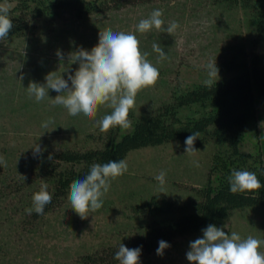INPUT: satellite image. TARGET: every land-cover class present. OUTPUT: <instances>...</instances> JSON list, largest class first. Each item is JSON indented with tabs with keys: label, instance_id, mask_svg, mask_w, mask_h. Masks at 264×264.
Here are the masks:
<instances>
[{
	"label": "rangeland",
	"instance_id": "1",
	"mask_svg": "<svg viewBox=\"0 0 264 264\" xmlns=\"http://www.w3.org/2000/svg\"><path fill=\"white\" fill-rule=\"evenodd\" d=\"M23 1L8 0L14 5L9 16L12 20L20 16L25 27L18 35L0 41V157L6 161L0 165V264H89L83 258L126 244L143 233L147 220L137 206L145 200L152 196L177 201L196 199L197 191L207 183L219 146L208 140L195 147L194 156L185 154V143L181 141L129 151L123 159L127 172L111 181L102 197L103 206L87 219L71 209L69 193L64 197L53 195L45 174L60 163L44 154L52 156L67 148H102L108 132L120 131V137L132 129L136 120L171 102L176 91L202 83L206 78L204 65L209 61L216 60L218 69L232 60L249 65L251 56L260 54L264 67V37L257 38L239 6L230 7L224 0H155L80 19L68 13L55 19L33 18L29 9L28 13L25 8L18 9ZM154 9L163 12V28L178 22L172 35L155 28L143 34L136 31L139 21L148 18ZM104 29L134 33L141 53H147L146 59L158 68L159 78L154 86L138 92L128 116L131 127L101 133L97 122L112 109L102 105L93 118L82 113L71 116L62 106L52 105V98L59 93L49 89V97L37 103L26 88L30 82L44 84L50 72L65 79L69 73L74 74L79 65H69V53L81 47L91 50ZM154 43L166 53L163 61L158 62ZM57 50L62 52L63 61L56 55ZM235 73L226 67L219 69L218 80ZM180 112L184 115L191 110ZM256 114L255 121L244 128L240 150L263 160L262 100L256 104ZM44 121H50L48 130L42 127ZM34 144L42 149L38 155L33 154ZM193 161H198L199 167ZM162 170L166 172L163 186L154 179ZM42 183L48 185L52 201L43 215H29L25 210L32 207V196ZM215 226L228 235L236 232L242 239L252 236L264 241V206L235 210ZM202 237V231L174 237L162 256L156 250L142 254L140 264H191L186 257L190 242ZM258 251L264 254V244Z\"/></svg>",
	"mask_w": 264,
	"mask_h": 264
},
{
	"label": "trees",
	"instance_id": "2",
	"mask_svg": "<svg viewBox=\"0 0 264 264\" xmlns=\"http://www.w3.org/2000/svg\"><path fill=\"white\" fill-rule=\"evenodd\" d=\"M155 0H26L18 9H29L33 18L55 19L65 13L77 19L92 14L117 10L130 4L148 3ZM230 7L239 6L248 16L247 23L254 28L258 39L264 37V0H224ZM12 20L9 36L18 35L25 27L19 16ZM237 71L232 77L218 80L209 89L203 83L176 91L172 101L133 123L127 133L110 131L104 136V146L99 149L79 151L63 149L52 154L59 165L49 169L47 177L53 186L55 197H64L74 179L84 178L94 163L104 164L124 159L133 149L181 141L199 132L194 147L212 140L218 145L210 168V176L196 199L177 201L150 197L137 208L147 220L142 234L124 244L128 248L141 247V255L159 247V241L170 242L174 237L201 232L208 225H217L228 219L235 210L264 206V159L259 155L241 152L244 128L256 119V104L264 102L263 56L254 54L250 64L232 60L221 65ZM191 110L181 115V110ZM119 137V138H118ZM50 157V155L44 154ZM45 158V157H44ZM46 159V158H45ZM50 162L46 164L48 166ZM50 168V165H49ZM233 170L254 172L261 182V189L244 194L229 191L228 177ZM119 246L106 248L100 254L83 258L89 264H116L114 258Z\"/></svg>",
	"mask_w": 264,
	"mask_h": 264
},
{
	"label": "clouds",
	"instance_id": "3",
	"mask_svg": "<svg viewBox=\"0 0 264 264\" xmlns=\"http://www.w3.org/2000/svg\"><path fill=\"white\" fill-rule=\"evenodd\" d=\"M13 7L14 5L8 0L0 3V41L2 42L8 38L13 28L9 16ZM162 16V10L154 9L148 18L139 21L136 31L143 34L155 28L172 35L179 27L178 22L172 21L167 28H163ZM98 35V43L91 50L81 47L69 53V65L72 63L79 65L74 74L69 73L68 78L65 79L61 74L57 76L54 72H50L45 76L44 84L30 82L26 89L29 97L34 98L37 103L49 97V89L59 93L52 98V105L62 106L71 116L82 113L85 117L93 118L100 106H107L112 111L97 122L99 131L106 133L115 127L128 129L131 127L129 112L135 107L138 92L156 84L159 70L146 59L147 53H141L139 40L134 33L104 29ZM152 48L159 54L158 62L167 58L158 44L154 43ZM56 55L63 61L64 57L60 50H57ZM204 70L206 78L202 83L206 88L211 89L219 79L216 60L206 63ZM49 123L50 121H44L42 127L48 130ZM198 137H200L199 132H192L185 139V154L195 155L197 149L194 147V142ZM32 148L34 155L42 152L37 144ZM4 164L6 161L0 157V165ZM193 164L199 167L198 161H193ZM127 170V162L123 159L92 164L84 178L74 179L69 186L68 200L71 209L81 219H87L90 213L103 206L102 197L109 191L111 181ZM165 178L166 172L163 170L154 177L161 186L165 184ZM227 179L229 191L234 195L258 191L262 187L257 175L247 170H233ZM47 189L48 185L42 183L39 191L33 194L32 207L25 210L29 215L33 212L38 215L44 214L46 205L52 201V194ZM202 232L203 237L191 241L190 250L186 253L187 260L191 264H264V254L258 251L264 241L252 236L242 239L236 232L228 235L213 224L202 229ZM168 247H170L168 242L160 240L156 249L157 255L162 256ZM141 250V247L130 249L121 243L114 258L119 264H140Z\"/></svg>",
	"mask_w": 264,
	"mask_h": 264
}]
</instances>
